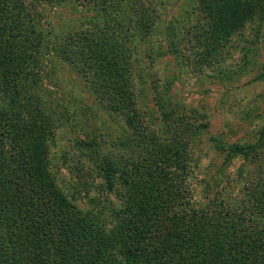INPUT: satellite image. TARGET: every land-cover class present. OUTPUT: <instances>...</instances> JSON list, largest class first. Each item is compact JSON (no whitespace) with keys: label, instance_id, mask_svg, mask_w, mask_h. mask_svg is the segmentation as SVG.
<instances>
[{"label":"trees","instance_id":"16d2710c","mask_svg":"<svg viewBox=\"0 0 264 264\" xmlns=\"http://www.w3.org/2000/svg\"><path fill=\"white\" fill-rule=\"evenodd\" d=\"M51 1L66 0H0V264H264V208L240 204L237 212L222 203L200 209L190 204L178 182L185 175L177 171L187 159L184 133L176 139L179 150L157 143L161 138L155 139L137 105L133 56L157 26V9L145 0H86L101 18L88 17L87 28L55 35L50 43L41 7ZM191 1L211 26L213 43L220 42L215 50L251 21L264 27V0ZM178 34L170 25L174 54ZM46 50L124 119L131 127L127 135L144 133L147 146L101 162L110 190L121 181L124 218L118 229L80 215L53 182L46 136L54 135L49 111L57 107H47L43 95ZM219 52L201 59L211 65ZM168 102L161 103L166 120L174 113ZM261 147L264 134L254 144L233 145V151Z\"/></svg>","mask_w":264,"mask_h":264},{"label":"rangeland","instance_id":"374dc122","mask_svg":"<svg viewBox=\"0 0 264 264\" xmlns=\"http://www.w3.org/2000/svg\"><path fill=\"white\" fill-rule=\"evenodd\" d=\"M145 1L157 9L158 24L133 56L137 105L152 134L157 133L155 139L161 138L157 143L179 150L176 139L184 133L187 159L177 171L185 175L178 182L187 199L197 209L217 203L237 212L241 205L264 208V147L233 151V145L254 144L264 134V27L251 21L215 50L220 42L213 43V30L195 11L197 3ZM94 15L101 18L95 4L86 0L51 1L41 7L50 43L57 41L55 35L87 28V18ZM170 25L179 29L175 38L180 55L169 51ZM46 51L43 95L47 107L59 109L49 111L56 125L54 135L46 136L53 182L80 215L118 229L124 218L119 216L124 203L121 181L115 180L110 190L101 162L105 156L117 159L147 146L144 133L127 135L131 127L124 119L116 117L70 65ZM218 51L211 65L201 59ZM196 52L201 55L196 57ZM181 56L184 60L178 61ZM165 99L168 110H174L167 120L161 107Z\"/></svg>","mask_w":264,"mask_h":264}]
</instances>
